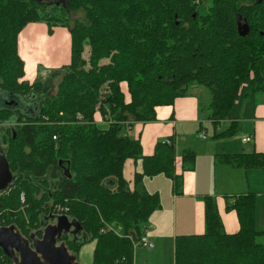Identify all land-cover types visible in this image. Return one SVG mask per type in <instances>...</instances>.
I'll return each instance as SVG.
<instances>
[{
    "label": "trees",
    "instance_id": "trees-1",
    "mask_svg": "<svg viewBox=\"0 0 264 264\" xmlns=\"http://www.w3.org/2000/svg\"><path fill=\"white\" fill-rule=\"evenodd\" d=\"M204 1L66 0L67 6L58 1L49 6L47 0H0V89L21 99L0 108V123L8 131L4 154L19 173L3 194L0 226L15 225L27 238L41 236L40 227L55 217L48 213L59 204L84 234L82 240L63 236L70 251L78 253L92 242L91 264L135 263L134 240L162 207L161 196L149 192L145 177L164 174L181 194L184 173L195 169L197 153L183 148L178 171L173 137L144 154L141 140L128 130L156 120L157 106L192 95L184 85L195 81L210 90L208 117L216 137L232 136L237 121L249 117L264 94V0H210L206 15L200 16ZM78 11L85 20L70 24L68 15ZM239 13L250 25L247 36L238 32ZM30 22L71 32V63L54 72L65 74L51 97L41 98L43 82L24 79L18 38ZM98 113L104 124L97 122ZM223 121H229L228 127L217 130ZM129 159L143 166L133 188L124 175ZM216 159L234 167L264 168V152L222 153ZM25 171L38 178L50 174L59 182L42 193L22 177ZM203 200L206 230L176 236L175 264H264L256 195L227 200V209L239 218L236 233L225 231L216 198L205 195ZM0 251V264H14Z\"/></svg>",
    "mask_w": 264,
    "mask_h": 264
},
{
    "label": "crops",
    "instance_id": "crops-1",
    "mask_svg": "<svg viewBox=\"0 0 264 264\" xmlns=\"http://www.w3.org/2000/svg\"><path fill=\"white\" fill-rule=\"evenodd\" d=\"M18 52L25 62L24 79L30 83L41 81V69L57 71L71 63V32L68 27L61 25L54 26L50 30V26L46 22H30L19 34ZM121 87L125 93L126 100L130 101L131 94L128 89V84L123 82ZM201 107L202 104L197 94L193 93L189 96L178 97L172 105L157 106L156 120L135 123L131 130L133 132L131 136L141 140L144 154H151L158 141L173 137L178 146V140L181 141L179 136L184 135L187 137L188 129L195 130L198 125L207 134V128L203 125L204 120H202L201 116ZM253 113L249 117L240 118L237 121L238 129L241 127L246 134L241 140L240 145H243L242 148L240 146H237V148L238 150H243L242 152L245 153L264 152V94L258 96V102ZM96 120L101 124L105 123L100 113L96 115ZM202 130L200 133L204 134ZM246 136H251L252 141L245 142L243 139ZM201 138L207 140L208 136L205 138L201 136ZM183 148H192L198 154L196 147L192 144L190 145V143L186 142ZM222 153H219L215 148L212 159L208 158L201 164L198 163L197 155L195 169L185 171L184 173L183 192L181 194L174 192L175 200L171 203L169 210H163L162 204V207L152 214L148 228L144 234V236H147L155 242L153 248L145 246L147 249L153 251L151 253L152 260L162 258L165 256L163 253L169 252L170 248L172 254L174 251L175 255V238L178 234H202L205 232V203L203 199L208 194L200 193L193 186L198 178L200 167L206 174H208L212 167H214L215 173L219 168L241 169L218 162L216 159L217 155ZM177 166L178 171H180L181 156L177 159ZM142 168L141 160L129 159L126 161L124 175L131 188L134 187L135 173L137 171L142 172ZM244 170L253 177V180L249 182V186H252L256 180L264 182V168ZM202 179L204 182V177ZM145 186L148 189L146 182ZM149 192L151 191L149 190ZM249 192L253 193L252 191H248L247 193ZM184 194H188L190 200L188 205L180 207L179 196ZM227 200V197L221 201L220 199L217 200L219 213L225 231L227 233H236L240 230L239 218L235 210L227 209ZM229 200L232 202L234 198L232 197ZM179 209L181 210V218L179 216ZM260 237L264 238V235ZM136 264H141L139 257H137ZM146 264L155 263L153 261H147Z\"/></svg>",
    "mask_w": 264,
    "mask_h": 264
},
{
    "label": "rangeland",
    "instance_id": "rangeland-1",
    "mask_svg": "<svg viewBox=\"0 0 264 264\" xmlns=\"http://www.w3.org/2000/svg\"><path fill=\"white\" fill-rule=\"evenodd\" d=\"M45 1V0H40ZM60 2V4L56 2ZM47 4L49 6H55V5H61L62 3L67 6L66 0H47ZM210 0L204 1L199 6V12L200 16H205L207 13L208 5L210 4ZM69 17V23L73 24L74 19L79 20H85V13L83 11L78 12H71ZM86 50H89V47L86 48ZM86 51V54L88 52ZM61 70V69H59ZM56 71H48L41 69V78L40 80L45 84V93L41 98L51 97L54 94H56L58 90V85L62 79V75L65 74V71H59V74H54ZM127 83V82H126ZM185 88L191 94H197L199 96V99L201 101L202 109L201 116L202 120H204V127L207 128V134L204 133V130L202 132L208 136L207 140H204L201 138V131H199L200 125L197 126L195 130H189L188 129V136L180 135L178 140V151L177 155L180 156L181 150L184 147V144L190 143V145H194L198 152V163H203L206 159L211 158L213 156V151L216 148L219 153L223 152L226 154H238V153H244L241 150H238L237 146H240L242 148L241 140L246 135L243 129L240 127L238 131L232 136H224V137H216V129L214 128L213 122L211 119H209L208 114L209 110L207 109L208 104L211 101V93L208 87L204 85H198L195 81L188 85H184ZM20 101L19 96H13L10 93L3 91L0 89V108H4L9 103H12L14 101L17 102ZM14 120V117H13ZM223 123V124H222ZM229 121H223L218 126L217 130H223L226 127H228ZM7 124L0 123V153H5L7 146H8V137H7ZM128 135H132L133 132L131 130H128ZM243 144V143H242ZM199 164V166H200ZM235 168V167H234ZM241 169H224L219 168L216 173L214 170V167L206 174V172L201 169L198 171V178L194 182L193 186L195 189L199 190L200 193H205L208 195H212L216 198V200L220 199L224 200L225 197L228 199H231L232 197L235 198L236 196L247 193L248 191H252L256 195V224L257 228L259 230H264V182L262 181H254L252 186H249V182L253 180L252 175L245 171V168L238 167ZM15 178L19 175L17 171H12ZM206 174V175H205ZM24 179H29L30 181H33L36 183L42 193H49L53 191L56 187V184H58L59 179L58 178H52L50 174H47L46 176H43L41 178L35 177L30 172H23ZM204 177V182L203 178ZM146 180V181H145ZM146 182V185L148 189L151 191V193H159L162 199L163 204V210H169L171 203L175 200L174 197V182L172 179H168L167 176L164 174H159L155 177H149L146 176L144 179V183ZM179 206L188 205L189 197L188 194H184L182 196H179ZM52 203V202H51ZM63 207L62 205H55L51 212H49L48 216H50L53 213V209L56 207ZM179 216L181 218V210L179 209ZM70 218V217H69ZM72 222H74V219H70ZM56 219H50V223H56ZM48 225V224H47ZM46 225V226H47ZM46 226H42L41 232L43 236L44 229ZM41 228V227H40ZM17 229V227H16ZM18 230V229H17ZM19 231V230H18ZM75 232V227L72 228V233L68 236L73 240H82L84 238V234L81 230V232ZM38 236V235H37ZM144 236V235H143ZM91 236L89 235V238ZM134 246H135V263L137 262V257L140 258L141 264H146L147 261H153L155 264H175V255L174 251L173 254L171 252V248L169 252H164L165 256L159 259L152 260L151 253L152 250L147 249L143 244H138L140 241L139 239L134 240ZM258 241L261 243H264V238L259 237ZM155 243V242H154ZM93 245L92 242L86 243L80 250V252L75 253V251H70V254L76 256V260L80 262L81 264H91V258H92V250L90 251V248Z\"/></svg>",
    "mask_w": 264,
    "mask_h": 264
},
{
    "label": "water",
    "instance_id": "water-1",
    "mask_svg": "<svg viewBox=\"0 0 264 264\" xmlns=\"http://www.w3.org/2000/svg\"><path fill=\"white\" fill-rule=\"evenodd\" d=\"M237 25L240 36L249 34L250 25L240 13L237 15ZM14 180L7 157L0 153V191L7 190ZM55 219L56 223H49L45 227L42 237L37 234L24 237L15 225L0 226V247L14 264H81L75 255L70 254L66 243L60 241L73 227L74 233L80 232V227L67 214L58 215Z\"/></svg>",
    "mask_w": 264,
    "mask_h": 264
},
{
    "label": "built area",
    "instance_id": "built-area-1",
    "mask_svg": "<svg viewBox=\"0 0 264 264\" xmlns=\"http://www.w3.org/2000/svg\"><path fill=\"white\" fill-rule=\"evenodd\" d=\"M202 137H206L204 134H202L201 135ZM245 142H250V141H252V138H251V136H246L244 139H243ZM9 189V188H8ZM7 189V190H8ZM7 190H5V191H0V206H1V201H2V197H3V194L5 193V192H7ZM24 198V197H23ZM63 207H60V206H58V207H56V208H54L53 209V215H60V214H62L63 213ZM60 211V212H59ZM59 212V213H58ZM41 229H42V227H41ZM140 241L138 242V244H143L144 246H147V247H149V248H153L154 247V242L152 241V240H150L147 236H142L140 239H139ZM135 242V241H134ZM0 254H1V251H0Z\"/></svg>",
    "mask_w": 264,
    "mask_h": 264
},
{
    "label": "flooded vegetation",
    "instance_id": "flooded-vegetation-1",
    "mask_svg": "<svg viewBox=\"0 0 264 264\" xmlns=\"http://www.w3.org/2000/svg\"><path fill=\"white\" fill-rule=\"evenodd\" d=\"M52 215H53V214H52ZM60 215H62V214H60ZM56 216H58V215H55V218H56ZM55 218H54V219H55ZM71 233H72V230H71V232H69L68 234H64L63 236H65V235L68 236V235L71 234ZM62 238H63V237H62ZM60 241H61V240H60Z\"/></svg>",
    "mask_w": 264,
    "mask_h": 264
}]
</instances>
